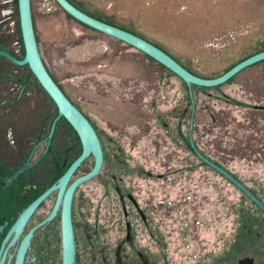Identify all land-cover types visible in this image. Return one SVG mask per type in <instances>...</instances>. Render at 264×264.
Masks as SVG:
<instances>
[{
    "label": "flooded vegetation",
    "instance_id": "obj_1",
    "mask_svg": "<svg viewBox=\"0 0 264 264\" xmlns=\"http://www.w3.org/2000/svg\"><path fill=\"white\" fill-rule=\"evenodd\" d=\"M257 41L247 56L264 50ZM0 50L20 59L21 40L15 49L12 34L1 32ZM30 76L0 55V264H64L66 245L69 264H264V213L249 196L264 206V59L208 87L107 82L98 92L125 105L117 121L87 115L50 74L100 146L97 172L76 183L94 156L63 178L81 143ZM228 82L231 90L220 88ZM88 91L80 99L96 104Z\"/></svg>",
    "mask_w": 264,
    "mask_h": 264
},
{
    "label": "rangeland",
    "instance_id": "obj_2",
    "mask_svg": "<svg viewBox=\"0 0 264 264\" xmlns=\"http://www.w3.org/2000/svg\"><path fill=\"white\" fill-rule=\"evenodd\" d=\"M75 1L106 22L159 47L188 71L201 77L220 74L261 47L257 40L264 39V0ZM14 5L13 1L5 4L0 0V18L3 20L0 21V33L12 34L13 45L19 50ZM30 13L37 49L45 67L87 115L110 113L115 121L123 119L120 113H124V103L118 98L104 99L98 92L106 89L107 82L115 85L124 76L127 80L180 81L133 47L68 17L52 0H30ZM29 79L33 87L35 80L32 76ZM220 88L231 90V83ZM88 90L96 96L94 105L80 99V96H90ZM211 92L217 94V90ZM198 94L197 103L200 104L205 96ZM35 96L38 100L36 93ZM205 102L214 109L218 106L214 98ZM45 110L47 114L54 112L49 100ZM125 119L129 125L136 122L135 117L126 116ZM236 171L239 175L240 170Z\"/></svg>",
    "mask_w": 264,
    "mask_h": 264
},
{
    "label": "water",
    "instance_id": "obj_3",
    "mask_svg": "<svg viewBox=\"0 0 264 264\" xmlns=\"http://www.w3.org/2000/svg\"><path fill=\"white\" fill-rule=\"evenodd\" d=\"M17 23L19 36L22 45V57L15 59L8 53L0 50V55H4L15 65H26L31 75L44 90L46 95L51 99L56 107L57 114L62 116L64 120L70 125L72 129L77 133L80 143L81 152L79 156L70 165L66 173L63 175L65 178L68 172L73 166H76L82 158L88 153L94 156V165L92 169L85 175L80 176L74 183L85 180L86 178L95 174L101 163V151L98 144L94 130L92 129L88 120L82 115V113L73 106L70 101L65 97L57 84L51 78L47 69L45 68L42 59L39 55L36 40L32 27L31 13H30V0H15ZM56 5L64 11L71 18L77 22L95 30L109 37H112L118 41H121L139 52L143 53L147 57L154 60L159 65L163 66L170 73L177 76L181 81L189 85L190 83L200 86H213L222 83L230 79L235 73L243 69L244 67L264 59V50L256 52L252 55L246 56L228 69L213 77H201L186 70L182 65L175 61L170 55L165 53L159 47L143 39L142 37L135 35L127 30L117 27L113 24L96 19L76 7H74L67 0H54ZM225 177L237 184L244 192L249 194L235 179L221 169H218ZM252 201L262 210L264 213V206L261 205L253 196ZM66 207V206H65ZM64 264H69L71 260V248L69 245L64 246L63 249Z\"/></svg>",
    "mask_w": 264,
    "mask_h": 264
},
{
    "label": "trees",
    "instance_id": "obj_4",
    "mask_svg": "<svg viewBox=\"0 0 264 264\" xmlns=\"http://www.w3.org/2000/svg\"><path fill=\"white\" fill-rule=\"evenodd\" d=\"M14 9H15V14L17 15V12H16V3H15V0H14ZM107 23H109V22H107ZM111 24V23H110ZM114 25V24H113ZM116 26V25H115ZM117 27H119V26H117ZM121 28V27H120ZM123 29V28H122ZM125 30V29H124ZM128 31V30H127ZM130 32V31H129ZM132 33V32H131ZM134 34V33H133ZM136 35V34H135ZM166 53V52H165ZM174 59V58H173ZM175 60V59H174ZM176 61V60H175ZM180 64V63H179ZM181 65V64H180ZM186 69V68H185ZM187 70V69H186ZM194 74V73H193Z\"/></svg>",
    "mask_w": 264,
    "mask_h": 264
},
{
    "label": "built area",
    "instance_id": "obj_5",
    "mask_svg": "<svg viewBox=\"0 0 264 264\" xmlns=\"http://www.w3.org/2000/svg\"><path fill=\"white\" fill-rule=\"evenodd\" d=\"M12 0H2L3 3H8V2H11Z\"/></svg>",
    "mask_w": 264,
    "mask_h": 264
}]
</instances>
